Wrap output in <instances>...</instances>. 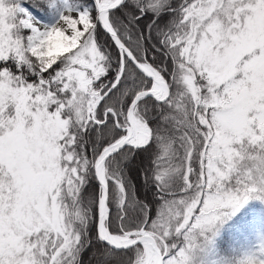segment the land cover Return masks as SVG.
Returning a JSON list of instances; mask_svg holds the SVG:
<instances>
[{"label": "snow or ice", "instance_id": "snow-or-ice-1", "mask_svg": "<svg viewBox=\"0 0 264 264\" xmlns=\"http://www.w3.org/2000/svg\"><path fill=\"white\" fill-rule=\"evenodd\" d=\"M0 264H264V0H0Z\"/></svg>", "mask_w": 264, "mask_h": 264}]
</instances>
